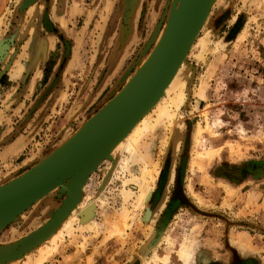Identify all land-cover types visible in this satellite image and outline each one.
I'll list each match as a JSON object with an SVG mask.
<instances>
[{
	"label": "rangeland",
	"instance_id": "obj_1",
	"mask_svg": "<svg viewBox=\"0 0 264 264\" xmlns=\"http://www.w3.org/2000/svg\"><path fill=\"white\" fill-rule=\"evenodd\" d=\"M26 1L0 0L1 68L10 63L0 78V186L66 150L102 110L117 109L184 4ZM171 85L162 105L172 119L158 121L134 152L105 155L58 227L3 264H30L27 255L71 213L70 233L44 264L56 255L71 263L80 242L86 264L94 256L104 264H148L160 252L165 264H264V0H213ZM209 149L217 151L213 161ZM155 169L139 209L136 195ZM69 185L46 196L53 206L23 238L10 245L0 237V245L17 248L52 219Z\"/></svg>",
	"mask_w": 264,
	"mask_h": 264
},
{
	"label": "water",
	"instance_id": "obj_2",
	"mask_svg": "<svg viewBox=\"0 0 264 264\" xmlns=\"http://www.w3.org/2000/svg\"><path fill=\"white\" fill-rule=\"evenodd\" d=\"M32 1L34 0H27L26 3ZM212 2L213 0H184L140 83L117 109L110 113L106 109L102 110L94 118L95 124L66 150L59 151L54 157L41 162L33 173L19 177L16 182L0 186V229H3L46 194L67 182L70 183L68 195L56 209L54 217L24 239L17 248L13 247L8 251L6 246L5 251L8 254L12 252V256L22 258L65 219L76 204L79 191L92 171L156 103L176 75L207 18ZM3 55L6 53L0 45V62L4 61ZM9 64L0 69V78ZM134 84L135 82H130L125 88L126 91ZM15 251L16 254L13 255Z\"/></svg>",
	"mask_w": 264,
	"mask_h": 264
},
{
	"label": "bare ground",
	"instance_id": "obj_3",
	"mask_svg": "<svg viewBox=\"0 0 264 264\" xmlns=\"http://www.w3.org/2000/svg\"><path fill=\"white\" fill-rule=\"evenodd\" d=\"M193 44H194V42H193ZM192 45H191V47H192ZM183 62L180 64L179 69L183 65ZM179 69H178V71H179ZM175 76L173 77V79L171 80L169 85L166 87L164 92L160 95V97L158 98L156 103L136 122V124L132 127V129L110 151V155H112V156L116 155V157L118 156L117 157L118 159L117 158L116 159L119 160V157H120L122 152H124V151L134 152L136 150V148L138 147V144L140 143V141L144 137V135L147 132H149V130L152 129L158 121H160L162 119H165V120H171L172 119V114H170L171 112H169L170 107L162 105V104H163V100H164L165 95L169 92V90L172 86L171 84H172V81L174 80ZM152 114H155V115L152 116ZM238 146L235 147V145L233 143L227 144V148L229 149V151L230 150L233 151L235 148L238 149ZM205 153L208 156L212 157V161L215 160V158L217 156V151L214 149H209ZM236 153H238V152H236ZM197 155H201V154L197 153ZM158 171H159V169L153 170L152 173L148 175L146 180L143 181V185L141 186L140 191L136 195V205H137V207H139V209H142L145 206L146 201L148 200L149 195L151 193L152 185H154V183L156 181ZM81 189H80V191H81ZM51 192H53V191H51ZM50 193H48V194H50ZM48 194H46L44 197H46ZM75 217H76V214L71 213L68 221L64 222L61 225V228L55 234L51 235L39 248L36 249V251L27 255V260L30 262V264H44V262L48 258V256L54 252V250L57 248V246L60 244V242L70 233L69 229H71L70 226H71L72 222H74ZM50 234H48L44 238H47ZM165 263H166V257L164 254H162V252H160V253H155L148 264H165Z\"/></svg>",
	"mask_w": 264,
	"mask_h": 264
},
{
	"label": "crops",
	"instance_id": "obj_4",
	"mask_svg": "<svg viewBox=\"0 0 264 264\" xmlns=\"http://www.w3.org/2000/svg\"><path fill=\"white\" fill-rule=\"evenodd\" d=\"M1 69V64H0ZM17 66L14 64V61L12 63V67L10 68V74L16 73ZM55 202L54 197H46L41 199L38 203H36L33 207L29 208L24 212L19 218H17L15 221L12 222L9 226L0 229V237L6 240V243H15L16 241L20 240L25 236L27 233V226L32 220H34L36 217H40L42 213L48 209V207L53 206ZM23 231H22V230ZM25 233V234H24ZM11 245V244H10ZM82 243L80 242L78 244V249L76 251V254L74 255V260L69 264H86L87 262V253L82 247ZM7 245H0V264L6 263L8 259L12 260H18L20 256H12V252L8 254L7 251H5V247ZM95 245H91V248H93ZM114 246H111L110 248H113ZM19 254V253H18ZM21 255V254H19ZM69 255V252L66 253L65 257ZM93 264H104L103 259H99L97 256H94L93 258ZM53 264H62L64 262L63 258L59 255H56L53 259ZM47 263V262H46ZM45 263V264H46ZM110 264V263H106Z\"/></svg>",
	"mask_w": 264,
	"mask_h": 264
},
{
	"label": "flooded vegetation",
	"instance_id": "obj_5",
	"mask_svg": "<svg viewBox=\"0 0 264 264\" xmlns=\"http://www.w3.org/2000/svg\"><path fill=\"white\" fill-rule=\"evenodd\" d=\"M132 188H134V187H132ZM115 191H117V189H114ZM119 192V191H118ZM115 195V194H114ZM117 196L118 197H120V194H117ZM172 204V205H171ZM170 205H169V207H168V211H171L172 209H171V207H173V206H175L176 204H173V202L171 203Z\"/></svg>",
	"mask_w": 264,
	"mask_h": 264
}]
</instances>
